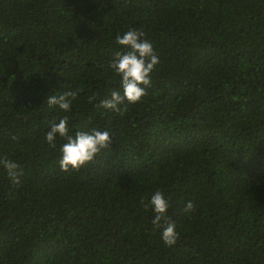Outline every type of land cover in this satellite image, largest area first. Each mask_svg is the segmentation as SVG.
<instances>
[{
	"label": "trees",
	"instance_id": "1",
	"mask_svg": "<svg viewBox=\"0 0 264 264\" xmlns=\"http://www.w3.org/2000/svg\"><path fill=\"white\" fill-rule=\"evenodd\" d=\"M129 29L159 63L121 115L97 105ZM76 89L70 112L47 105ZM65 115L111 135L78 171L45 140ZM4 157L23 176L0 167V264H264V0H0ZM157 190L172 246L141 205Z\"/></svg>",
	"mask_w": 264,
	"mask_h": 264
},
{
	"label": "clouds",
	"instance_id": "2",
	"mask_svg": "<svg viewBox=\"0 0 264 264\" xmlns=\"http://www.w3.org/2000/svg\"><path fill=\"white\" fill-rule=\"evenodd\" d=\"M142 31L129 29L123 35L116 37V44L124 51L114 54L110 68L116 76L120 77V90H113L110 98H106L97 105L98 108L111 110L123 115L128 110L129 104L139 102L146 93V88L151 86V73L159 63L158 56L154 52L153 45L144 38ZM82 89L68 90L57 93L48 98L49 107L57 106L63 112H70L72 101L75 100ZM95 97H91L94 99ZM69 117H61L58 122L53 120L47 131L45 140L51 148H56L57 136L66 142L60 147L61 157L59 167L62 172L70 170L78 171L81 167L92 162L94 158L111 144V135L107 131L97 130L77 131L70 134ZM16 140V137L12 138ZM0 167L6 171L8 178L14 185L20 184L23 176L21 166L8 157L0 159ZM143 207H152L154 218L151 223L156 229H162L161 239L166 246H172L178 239L176 225L167 216L170 207L169 200L165 199L164 193L157 190L151 197L149 204L141 200ZM195 205L189 201L184 207L185 213L194 211Z\"/></svg>",
	"mask_w": 264,
	"mask_h": 264
}]
</instances>
